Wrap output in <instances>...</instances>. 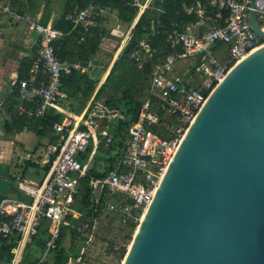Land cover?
Instances as JSON below:
<instances>
[{
	"label": "built area",
	"instance_id": "1",
	"mask_svg": "<svg viewBox=\"0 0 264 264\" xmlns=\"http://www.w3.org/2000/svg\"><path fill=\"white\" fill-rule=\"evenodd\" d=\"M29 1L18 0L22 10L13 7L11 0L0 1V22L4 18L10 23H23L28 33L38 36L39 46L28 75L16 87L19 112L37 121L52 110L63 115V119L53 125L58 139L46 150L52 159L45 180L36 187L19 184L31 201L0 202V238L16 239L9 264H20L24 250L42 228L46 229L48 238L43 255L34 264L47 263V254L55 248L61 228L70 223L68 218L79 219L83 215L78 211L81 181L94 168L100 138L105 148L113 144V135L99 122L108 119L107 111L93 108L91 101L80 116L71 115L64 107L67 95L62 80L72 72H83V67L57 59L54 45L63 33L51 23H43L40 12H28ZM198 1L201 4L196 7L182 5L183 11L194 14L197 21L171 25L164 41L166 53L160 47H153L151 39L145 36L129 54L137 68L150 66L145 97L137 122L127 129L122 147L111 155L115 162L111 166L105 161L96 165L95 170L101 176L91 178L88 185L94 210L116 220L119 227L138 228L183 137L212 91L235 65L264 45V38L255 36L250 28L249 0ZM155 2L128 0L127 6L135 11V17L125 27L114 10L99 7L96 0H82V5H75L67 14V20L73 29L82 32L79 43L94 30L119 39L115 55L118 58L142 15L155 9ZM255 13L259 28L264 31V11L256 9ZM108 15L118 23L113 24ZM151 31H154L153 22ZM223 47L227 59L221 63L218 52ZM181 70L187 78L180 74ZM26 106H30L29 111L25 110ZM89 147L90 153L83 161L81 156ZM97 185L100 189L96 198ZM77 231L78 240L84 243L78 264H122L123 261L112 263L86 257L85 247L94 242L98 220L79 225ZM127 250L113 247L115 256L125 257Z\"/></svg>",
	"mask_w": 264,
	"mask_h": 264
},
{
	"label": "water",
	"instance_id": "2",
	"mask_svg": "<svg viewBox=\"0 0 264 264\" xmlns=\"http://www.w3.org/2000/svg\"><path fill=\"white\" fill-rule=\"evenodd\" d=\"M249 6L252 33L264 38L255 13L264 0ZM122 264H264V45L208 97Z\"/></svg>",
	"mask_w": 264,
	"mask_h": 264
},
{
	"label": "trees",
	"instance_id": "3",
	"mask_svg": "<svg viewBox=\"0 0 264 264\" xmlns=\"http://www.w3.org/2000/svg\"><path fill=\"white\" fill-rule=\"evenodd\" d=\"M1 2H6L7 0H0ZM16 1L11 0L12 6L16 7ZM128 0H96V4L103 9H112L117 13V19L122 24V26H127L131 24L133 18L135 17V11L132 8L127 6ZM31 0L29 1V6L31 5ZM201 4L198 0H156L154 7L155 9L147 10L144 15L140 18L138 24L132 32V37L128 45L124 48L122 53L118 56L117 60L128 59L130 63H132L135 67V63H133L129 59V54L133 50L136 43L144 38L145 36L148 39H151V44L153 47H160L163 53H166L168 50L164 46L165 37L167 32L171 30L172 24H194L197 21V17L192 15H187L183 9L182 5L186 6H197ZM65 17L61 18L58 25H53L55 28L59 29L63 36L56 41L55 47V55L59 61H64L65 58H70V56H77V59L80 60L82 64H86L89 60L92 61L93 57H95L98 52L101 43L104 38L110 37L109 34L105 31H97L94 30L88 35L84 37V41L79 43L80 38L82 37V32L79 29H73L72 24L67 20V14L72 10L75 5H82V0H65ZM223 15H226V12H223ZM154 23V31H151V23ZM180 30L181 27H178ZM112 38V37H110ZM115 39L119 44V39ZM117 44V46H118ZM68 47H70L68 49ZM65 53V54H64ZM113 54L110 55V61L112 60ZM34 57L30 62L25 61L21 65L20 70V79L19 81L25 79L28 75L29 69L31 68ZM117 60L113 64L115 66ZM73 63V62H70ZM80 63V64H81ZM107 64V65H108ZM24 66L26 67V71L23 72ZM112 66V68H113ZM111 68V69H112ZM138 72L143 76L142 86L138 90L141 92L143 98L145 97V91L148 87V78L147 74L150 71V66L145 65L143 69H138ZM107 79V77H106ZM105 79V80H106ZM100 79L92 80L86 74H81L79 72H72L71 74L65 76L62 80V87L65 93L75 94V95H83L84 98L88 99L95 87L97 86ZM18 81V82H19ZM70 83L75 84V88L70 89ZM105 84V83H104ZM104 84H102L98 91L95 94V97L92 101V104L99 99L100 94L104 88ZM18 85V84H17ZM17 91V90H16ZM116 94V90H113L111 95H108L104 99L103 107L107 111V113H115L112 118V121L107 122L110 126L109 131L113 135V144L105 148L104 143L102 141V137L100 138V143L98 146L97 154L94 157V168L89 172L88 176L81 181V206L78 207V211L83 213V215L79 219L68 218L69 225L63 226L61 228L60 236L56 242L55 248L51 250L53 254V263L54 264H67L70 259H76L75 256H69L66 252L61 248L63 242L65 241L67 235H70L72 241L74 242L76 238L80 236L77 231L78 226L82 225L86 222H91L93 219H98L99 211L94 210V204L91 201V190L88 187L89 181L91 178H99L101 175L98 174L95 170L96 165L103 162L99 160V156H104L103 160L108 163V165H112L115 162V157H112V153L115 150H118L122 147L124 141L126 140V132L127 129L132 125L133 119L136 111L140 108L143 100L137 101L133 98L132 92L130 90L123 91V98L118 99L114 96ZM67 95V94H66ZM142 98V99H143ZM18 101V97H17ZM19 105V102L17 103ZM11 128H17L18 130H22L27 128L38 136H45L46 133H53V125L55 123H60L63 119V115L55 113L50 110L45 113V115L40 120H32L29 119L26 114H20L18 112L11 114ZM106 121L102 120L103 128H105ZM164 136V135H163ZM166 137V136H165ZM57 136L53 135L51 144L55 145L57 143ZM91 147H89L84 155L81 156V159L84 161L88 157L90 153ZM114 150V151H112ZM100 154V155H98ZM99 160V161H98ZM93 200V198H92ZM135 227H131L130 231L134 230ZM38 237L43 239L42 247H44L45 242L48 238V234L45 228H42L39 232ZM37 238V237H36ZM35 238V239H36ZM3 239V238H0ZM15 238L3 239V251L8 264L10 263L13 253L12 250L16 247ZM7 242H9L7 244ZM123 253V252H122Z\"/></svg>",
	"mask_w": 264,
	"mask_h": 264
},
{
	"label": "crops",
	"instance_id": "4",
	"mask_svg": "<svg viewBox=\"0 0 264 264\" xmlns=\"http://www.w3.org/2000/svg\"><path fill=\"white\" fill-rule=\"evenodd\" d=\"M16 7L23 9L22 4L15 2ZM28 12H40L42 14L41 20L43 23H51L52 25H58L61 18L65 17V0H31ZM107 40H115L110 37L104 38V42ZM116 41V40H115ZM38 36L36 34H30L27 32L26 26L23 23H10L6 19H1L0 22V202L3 200H20L24 202H30L31 198L27 197L19 188V184L24 186L36 187L42 184L48 175L50 168L51 157L46 154V150L49 146H52L51 141L53 133H46L45 136H38L33 131L24 128L18 130L17 128H11V114L20 113L19 105L17 104V91L16 87L20 79V70L23 62H30L35 56L38 49ZM70 47H68L69 49ZM65 54V53H64ZM221 63H224L227 59L226 48H222L219 52ZM70 58H65L61 62H73L80 64V60L77 56L73 55ZM114 57V58H113ZM112 60L108 64L102 77L100 78L97 86L95 87L92 95L86 99L83 95L67 94V99L64 103L66 110L73 116H80L87 104L91 101L92 107L103 109L100 105L92 101L95 97L99 87L103 84L108 76L109 70L117 60L113 55ZM89 60L85 65L80 64L83 68L81 74H86L92 80L96 79L95 63ZM139 69V68H138ZM26 71L24 66L23 72ZM182 76L184 70L180 71ZM70 89L75 88V84L70 83ZM26 111L30 110V106L25 107ZM25 114V113H23ZM107 118L112 120L113 116L108 114ZM105 119V120H108ZM104 120V119H103ZM100 122V120H99ZM109 121H104L105 129L109 131ZM102 124V121L100 122ZM103 126V124H102ZM111 133V132H110ZM166 136V134H164ZM103 141V140H102ZM97 154V153H96ZM104 156H102L103 158ZM104 161V160H102ZM99 219V216L97 217ZM97 219V220H98ZM130 230V228H129ZM69 239V244L65 245V242ZM3 239H0V264H8L3 251ZM43 239L37 237L33 240L24 250L21 262L26 261L27 264H34L40 255H43L42 247ZM9 242H7L8 244ZM35 246L34 249H30L31 246ZM61 248L69 256H79L80 251L84 248L82 240L75 239L73 242L70 235H67ZM93 248V247H92ZM91 250V249H90ZM89 251V249H88ZM86 256L93 257L94 250H91V254ZM50 251L47 254V263H53V254ZM76 259H70L68 263L78 264ZM108 259V258H107ZM23 260V261H22ZM95 260V259H94ZM105 259H102L103 261ZM110 262V261H104ZM67 263V264H68Z\"/></svg>",
	"mask_w": 264,
	"mask_h": 264
},
{
	"label": "rangeland",
	"instance_id": "5",
	"mask_svg": "<svg viewBox=\"0 0 264 264\" xmlns=\"http://www.w3.org/2000/svg\"><path fill=\"white\" fill-rule=\"evenodd\" d=\"M108 19H110L113 24L118 23V21H116L114 17L110 15H108ZM117 44L118 42L115 40H107L101 43L100 48L95 55V60L93 62L95 63V72H97L96 79H100L102 77L104 71L108 66L107 64L110 60L109 59L110 55L112 54L114 56L116 55L117 52L116 50L117 47L119 46V44L118 46ZM142 79L143 76L138 72L136 67L129 62L128 59L117 60L115 66H113V68L109 70L107 79L103 82V84L105 83L104 88L100 94L99 99L95 103L100 105V107H103L104 99L108 95H111L113 93V90H116V94H114V96L118 99H122L123 98L122 93L127 89L130 90V92H132L133 98L135 100L137 101L143 100L144 98L141 92L138 91L142 86L141 84ZM102 120L103 119H100V122ZM106 121H112V120L110 119ZM103 158L101 155L99 156L100 161H102ZM135 231H136L135 229L130 231L129 228L119 227L116 223V220H113V218H111L108 215L100 213L98 219V231L95 236L94 242L85 247L86 251H88L89 249L87 255H90L91 250L93 249L94 256L91 257L92 256L91 255L90 257L89 256L86 257L89 259H95L97 261H101L102 259H105L103 261L120 263V261H123L125 257L115 256V253H113V247L129 248L133 240ZM67 244H69V239H67V241L65 242L66 246ZM34 247L35 246L32 245L30 249L33 250ZM41 256L42 255H40L38 259H40ZM21 264H27V263L26 261H24L23 263L21 262Z\"/></svg>",
	"mask_w": 264,
	"mask_h": 264
},
{
	"label": "bare ground",
	"instance_id": "6",
	"mask_svg": "<svg viewBox=\"0 0 264 264\" xmlns=\"http://www.w3.org/2000/svg\"><path fill=\"white\" fill-rule=\"evenodd\" d=\"M136 231H137V229H136ZM136 231H135V233H136ZM135 235V234H134Z\"/></svg>",
	"mask_w": 264,
	"mask_h": 264
}]
</instances>
